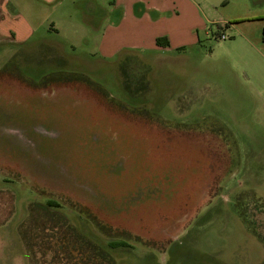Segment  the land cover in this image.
Instances as JSON below:
<instances>
[{"label": "rangeland", "instance_id": "obj_1", "mask_svg": "<svg viewBox=\"0 0 264 264\" xmlns=\"http://www.w3.org/2000/svg\"><path fill=\"white\" fill-rule=\"evenodd\" d=\"M24 2H8L0 17V77L18 79V93L40 90L36 108L51 97L55 115L42 117L57 123L43 134L31 112L8 111L3 95L14 89L0 82V264H71L51 252L37 258L31 210L87 241L91 249L69 252L78 264L98 261L94 250L112 264H264V90L244 86L264 74L258 54L238 59L224 22L190 46L158 49L108 30L113 13L83 14L70 0L54 9ZM24 18L32 29L21 32ZM245 23L255 20L234 24ZM48 85L53 93L41 92ZM95 101L111 113L99 115ZM130 116L146 126H131ZM177 130L198 137L195 171L163 159L166 149L180 151ZM28 144L40 154L36 165ZM166 172L167 196L146 191L150 176Z\"/></svg>", "mask_w": 264, "mask_h": 264}, {"label": "crops", "instance_id": "obj_2", "mask_svg": "<svg viewBox=\"0 0 264 264\" xmlns=\"http://www.w3.org/2000/svg\"><path fill=\"white\" fill-rule=\"evenodd\" d=\"M34 8L40 3L43 9L62 5L65 0H0V17L6 13L9 5L22 6L20 2ZM71 6L83 14H95L97 17L113 13L111 26L108 30L121 32L135 39L138 46L145 47L146 43L153 48L164 49L169 47L184 48L197 43L201 35L207 34V27L213 24L228 26L230 41L237 42L241 47L238 59L249 64L254 54H258L264 64V0H70ZM63 2V3H62ZM232 5V7L229 6ZM8 5V6H9ZM224 9L229 13H224ZM96 12V13H95ZM34 13V11H32ZM16 14V13H15ZM23 17L21 13L17 14ZM100 19V18H99ZM1 20V19H0ZM126 20V22H124ZM250 22L242 26L235 25L237 21ZM1 22V21H0ZM126 23V24H124ZM17 29L26 32L30 28L28 20L22 19ZM164 36L166 43L157 44L155 37ZM226 38V37H224ZM104 40V39H103ZM139 40V41H138ZM114 42L113 39L102 44ZM137 45V44H132ZM148 45V44H146ZM251 50V51H250ZM256 57V55H255ZM254 78L256 81H254ZM245 88H252L256 92L264 90V74L247 77Z\"/></svg>", "mask_w": 264, "mask_h": 264}, {"label": "flooded vegetation", "instance_id": "obj_3", "mask_svg": "<svg viewBox=\"0 0 264 264\" xmlns=\"http://www.w3.org/2000/svg\"><path fill=\"white\" fill-rule=\"evenodd\" d=\"M0 78L2 79V81H0V82L5 83V87L12 86V88L14 89V92L13 91H10L9 93L5 92L6 95H3L4 97L2 100L5 104H8L7 105V106H9L8 111L12 112L11 110H14L15 108H17L20 110L31 112V114L30 113L28 114L29 118H32V120H36V122H39L37 124L45 126V127L41 126L43 129L42 130L43 134H45L46 132L49 131V130H47V128H51L52 125L56 126V123H57L56 119L51 118V119L46 121L44 119V117H42L44 114H48L50 112H53V114L55 115V106H54V102L50 101L51 97L47 98L48 103L44 104L43 102H41L45 106L50 105V107L46 109V107L44 106L42 111H40V108H41L40 106L42 104H39L38 105L39 107L36 108L30 102V101H32V102L38 101L37 99H35V97H38L37 93H40V90L37 91V93H30L29 89L25 88V90H27V92L25 94L18 93V91L21 92V89H19L17 87V84H16L18 82V79L16 80V78L13 75L2 76ZM69 86H71V85H69ZM43 88H44V90H42L41 92L46 91V93L50 94V92L53 93L55 87L52 85H48L47 88L46 87H43ZM83 91L84 92H79V93H81V95L83 97H85L89 94L86 92V90H83ZM89 95L92 98V100H94V97L91 94H89ZM65 99H67V96L65 97ZM104 106L105 105H100L98 103V101H95L92 103L93 109L95 107L100 109L99 115H101V116H102V114L111 113V111L106 110V107H104ZM92 107H91V109L87 108V109H83V110L86 111V114L88 115L87 112H92ZM60 108L62 109L63 107L60 106ZM106 117H107V115H106ZM126 119L127 120L131 119L130 120L131 126H134L135 124H140L141 127H143L145 125L142 122V120H139V123H138L137 119L133 118L132 116H130V118L127 117ZM47 123L51 124V125H47ZM32 125H35V124H32ZM35 129H36V127H35ZM51 129L53 130L52 132H54L55 129H53V128H51ZM86 133L89 134V136H90V133H94V132H93V130H87ZM176 134H177V136L178 135L179 136L178 137L172 136V138L173 139L175 138L176 142L180 143V145H181L180 151H175L174 153H171V152H169V149H166V151L164 153H161L163 155V159H168L172 155L176 159L177 167L182 169V171L187 170L186 169L187 167H190L192 169V171H195L197 168V163H198V156H197L196 151L200 147L198 137L183 140L182 135L178 132V130L176 131ZM170 136L171 135H169L167 133H164L163 135H161L160 139H161L162 143L168 142L171 139ZM5 144H6V142L3 143V146H7ZM26 151H29V154H30L29 161L33 162L34 164L38 163V159H39L38 156L40 154L39 155L33 154V150H30L28 148H26ZM42 156L43 155H41L40 157H42ZM194 163H195V166H194ZM160 169L166 170V168L161 166V165H160ZM164 176L165 177L157 176L156 178H154L153 176H150L149 181H148L149 184H148V182L146 183L149 186V187H146V191L151 192V195L156 194V193H160L161 195L167 196L169 194L167 191V186L165 187V186L161 185L162 179L167 177V172L164 174ZM153 179H155L156 182H153ZM81 183L83 184L82 181H81ZM82 186H84V185H82ZM135 187H137V184L135 185ZM171 192H172V190H171ZM50 204L55 205V204H57V202L54 201L53 198L52 199L51 198L46 199L45 205L49 206ZM41 208H43V207H41ZM41 208H40V211H41ZM31 213H32V217L34 218L33 220H35V222L38 224L37 225L36 223H33L35 225L32 226L33 229L31 230V237H30V239H32L34 242V246L32 245L31 248L36 253L37 258L41 259L42 255L44 256V254H49L51 252L50 254L52 256H55V257L56 256H67L68 261L63 260L64 262H70L71 264H78V263L74 262V259L69 255V252L70 253H73V252L76 253V251H78L79 248L81 247V245H83V244H86L88 246L87 241L86 240L83 241V240L79 239L80 236L79 235L77 236L74 233V231L70 230L69 228H67V229L62 228V225H61V224H63L62 219L51 218V216L44 215L42 213V211L39 212L38 210H36V211L31 210ZM95 218L100 219L97 217H95ZM62 236L70 237V240L68 242H64V238ZM55 237H60V238H58L59 240L57 242H54ZM61 241H62V244L60 245ZM55 245L57 246V248L55 247ZM62 246H64V247H62ZM88 247H90V246H88ZM56 249H59V251H57ZM90 249H91V247H90ZM68 250H70V251H68ZM40 255H41V257H38ZM89 255H90V257H93L92 255H97V257L101 256V255H99L98 252H95V250ZM99 259L100 260L98 262L97 261L94 262L92 260V258H88V261H90V263L87 261V263H85V264H110L109 263L110 261L108 259L105 260L103 257L99 258ZM45 260H46L45 261L46 264H53L49 261V259H48V261H47V259H45ZM37 261H39V260L37 259Z\"/></svg>", "mask_w": 264, "mask_h": 264}, {"label": "trees", "instance_id": "obj_4", "mask_svg": "<svg viewBox=\"0 0 264 264\" xmlns=\"http://www.w3.org/2000/svg\"><path fill=\"white\" fill-rule=\"evenodd\" d=\"M155 42L157 43V44H165L166 43V40H165V37L164 36H157V37H155ZM123 242V241H122ZM96 251V250H95ZM99 255H101L100 257L98 256H96V259L98 258V261L100 260L99 258H104L105 260H107V258H108V260L110 261L109 263L110 264H112L111 262V260L109 259V257H107L106 256V253H100ZM97 261V262H98Z\"/></svg>", "mask_w": 264, "mask_h": 264}, {"label": "built area", "instance_id": "obj_5", "mask_svg": "<svg viewBox=\"0 0 264 264\" xmlns=\"http://www.w3.org/2000/svg\"><path fill=\"white\" fill-rule=\"evenodd\" d=\"M218 37H219V38H224V37H225V34H224L223 32H220V33L218 34Z\"/></svg>", "mask_w": 264, "mask_h": 264}, {"label": "bare ground", "instance_id": "obj_6", "mask_svg": "<svg viewBox=\"0 0 264 264\" xmlns=\"http://www.w3.org/2000/svg\"><path fill=\"white\" fill-rule=\"evenodd\" d=\"M25 145L27 146V143H25ZM28 149H30V144H28ZM31 150V149H30Z\"/></svg>", "mask_w": 264, "mask_h": 264}]
</instances>
